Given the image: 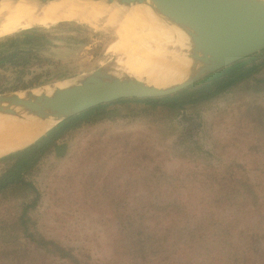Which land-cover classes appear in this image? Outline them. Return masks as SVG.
Listing matches in <instances>:
<instances>
[{"label":"rangeland","instance_id":"1","mask_svg":"<svg viewBox=\"0 0 264 264\" xmlns=\"http://www.w3.org/2000/svg\"><path fill=\"white\" fill-rule=\"evenodd\" d=\"M105 26L104 23L94 28L78 22H63L36 27L47 28V32L32 48L48 62H44L41 68H33V74L23 77V81L30 84L33 76L42 74L40 81L55 82L89 74L102 66L120 65L118 55L113 50L119 45L121 37L116 28ZM136 41L139 45L131 41L128 47L138 52V46L142 53L138 57H146L145 62L149 64L151 57L143 53L148 45L144 41ZM8 44L1 50H5ZM21 48L31 49L25 45ZM253 64L256 69L250 79L219 97L188 106L181 112L167 109L153 111L144 104L136 103L114 105L105 116L93 118L65 137L51 154L40 161L31 175H26L25 180L32 183L34 191L18 187L0 195L2 257L5 252L13 254L15 249L27 255L35 252L29 240L23 236V215L29 219L27 227L30 231L75 248L79 256L90 254L95 264H128L125 261L127 257H138L130 249L127 254L128 247L126 249L124 241L126 232H123L110 210L114 204L111 195L107 200L103 198L98 205L83 200L81 190L93 181L92 178L106 175L118 178L116 185L121 184L119 189H131L134 198L126 204L132 210H139V204L148 208V219L142 223L140 231L154 237L156 245L161 244L162 248L160 252H155V247H152L149 255H146L145 264H229V259L222 256L220 244L217 243L220 233L207 230L206 225L211 218L196 210L198 206L194 198L184 199L189 204L183 215L154 211L156 202L167 194L163 198L156 197L161 192L169 193V188L168 184H157L150 179L160 173L151 161L143 163L142 156L145 154L147 159L150 157L158 161L160 157L164 163L163 173L178 178L180 174L195 175L205 168H221L227 159L235 155L232 149L218 151L217 146L225 142L234 143L240 139L243 148L254 142H262L256 130L263 128L250 125L252 121L249 118L238 122L240 129L236 125L237 118L247 108L264 107V56L249 62V65ZM16 71L10 63L0 66V85L5 93L22 87L19 81L22 75ZM86 150L89 156L93 152L95 154L83 162L84 170L80 171ZM104 150L105 154L101 155ZM241 153L240 159L251 156L247 150ZM260 154L264 159V155ZM5 168L0 166V175ZM70 171L73 172L71 180L66 175ZM82 175L88 178L85 182L81 180ZM127 181H133L132 185L127 187ZM138 193H150L151 204L145 203L141 195L138 198ZM230 205L218 209V220L232 219ZM139 223L141 221L135 228ZM246 223V220L239 223L232 221V225H229L237 237L234 236L236 247L239 245V248H243L240 243L244 241L242 237L239 239L240 228L236 227ZM197 241H203L205 246L199 251H192L189 245ZM117 247L123 250L118 253ZM183 253L190 257L183 259ZM49 262L39 259V264Z\"/></svg>","mask_w":264,"mask_h":264},{"label":"trees","instance_id":"2","mask_svg":"<svg viewBox=\"0 0 264 264\" xmlns=\"http://www.w3.org/2000/svg\"><path fill=\"white\" fill-rule=\"evenodd\" d=\"M46 32L47 28H35L0 39V50L1 47L9 43L5 46V50L0 51V66L10 63L17 70L16 72L22 75L19 81L23 85L18 89H14L15 91L50 83V80L40 81L42 74L33 76L30 84L23 81V77L33 74V68H41L44 62H48L32 48L40 42V37L45 35ZM22 45L31 49H22ZM256 56L238 62L216 73L209 79L174 95L156 99L120 100L100 105L70 119L28 148L0 158V166L6 167L0 175V195L18 187L34 191L32 183L25 180L26 175H31L39 166L40 161L51 154L65 137L86 122H91L93 118L105 116L112 106L136 103L144 104L153 111L167 109L181 112L188 106L216 98L232 87L250 79L256 68L254 65H249V62L264 56V52ZM1 86L0 93H5ZM241 114L243 115L236 120L237 128H241L238 122L241 123L249 118L252 121L249 122L250 125L263 128V131L256 130L259 138H262V142H254L243 148L241 140L236 139L234 143L232 141L225 142L223 145L217 146L218 151L232 149L235 153L219 169L207 170L205 168L203 172H198L195 175L184 176L180 174L181 177L175 178L167 172L163 173L165 172L164 163L160 161V157L158 161L150 157L147 159L146 155L143 154L142 162L151 161L150 163L156 167L160 175L152 176L150 179H153L157 184H168L169 188L167 189L169 193L166 190L167 193L161 192L162 194L156 197L163 198L164 194H167L165 198L156 202L154 211L166 215L173 212L177 215H183L189 204L184 199L194 198V202L198 206L196 210L208 214L211 218L206 225L207 230L211 232L217 230L220 233L217 243L220 244L222 256L229 259V264H264V159L260 154L264 155V107L247 108ZM244 150L249 151L250 158H239ZM94 154L93 152L90 156ZM100 154H105V150ZM90 156L88 150H86L81 159L80 171L84 170L83 162H87ZM98 158L93 157V159ZM67 174L69 180H71L73 172L70 171ZM85 179L88 178L82 175L81 180L85 182ZM92 179L93 181H90L89 185L81 190L83 200L98 205L99 202H103V198L107 200L111 195L114 204L110 207V210L122 226L123 232H126L124 241L126 249L128 247L127 254L130 249L138 255V257L129 256L125 261L128 264H145L148 257L146 255H149L152 247H155V252H160L162 248L161 244L156 245L154 237L140 231V226L148 219V208L139 204V210H132L126 202L132 200L134 194L129 188L119 189L121 184L116 185L118 178H109L103 175ZM132 183L133 181H127L126 186H131ZM140 195L145 203L151 204L150 193L148 195L138 193V198H140ZM226 204H232L230 206L233 217L228 221H220L218 220V209ZM136 215L139 217H136ZM243 220L248 223L236 227L240 228L239 239L242 237V240H244L240 243V247L243 248H239V245L238 247L235 246L234 238L236 236L229 225H232V221L239 223ZM138 221H141V223H139L138 228H135ZM28 222L29 219L23 215L21 220V226L23 225L24 228L23 236L27 241L29 240L30 246L34 248L32 251L35 252L27 255L21 252L20 249H15L13 254L5 252L3 257L0 252V264H39L40 258L44 259L45 262L50 260L47 264H95L90 254L84 253L79 256L75 248L48 240L44 235L30 231L27 227ZM189 246L192 251H199L205 246V243L197 241ZM29 249L30 247L28 251ZM121 250H123L122 247H117L118 253ZM189 257L185 253L182 254L183 259Z\"/></svg>","mask_w":264,"mask_h":264},{"label":"water","instance_id":"3","mask_svg":"<svg viewBox=\"0 0 264 264\" xmlns=\"http://www.w3.org/2000/svg\"><path fill=\"white\" fill-rule=\"evenodd\" d=\"M3 1L6 0H0V3ZM105 1L127 8L145 6L177 25L187 36L189 49L185 56L193 64L192 72L180 83L151 84L149 79L160 77L156 74L132 77L125 66L110 64L83 76L0 94V119L15 122L31 117L53 123L31 145L70 119L95 107L120 100L171 96L264 51V0ZM176 50L171 49L172 52Z\"/></svg>","mask_w":264,"mask_h":264},{"label":"bare ground","instance_id":"4","mask_svg":"<svg viewBox=\"0 0 264 264\" xmlns=\"http://www.w3.org/2000/svg\"><path fill=\"white\" fill-rule=\"evenodd\" d=\"M63 22H78L94 28L105 23L107 28H116L121 38L113 51L129 76L142 78L156 74L160 78L149 79V83L166 85L183 82L192 72L193 64L185 56L189 49L185 32L148 7L127 8L105 0H6L0 3V38ZM135 40L148 45L143 53L151 57L149 64L145 62L146 57H138L142 54L138 46V52L128 47L131 41L137 43ZM171 49L177 50L172 52ZM131 53L136 54L130 57ZM35 119L26 117L15 122L0 119V157L31 145L53 124Z\"/></svg>","mask_w":264,"mask_h":264},{"label":"flooded vegetation","instance_id":"5","mask_svg":"<svg viewBox=\"0 0 264 264\" xmlns=\"http://www.w3.org/2000/svg\"><path fill=\"white\" fill-rule=\"evenodd\" d=\"M262 52H264V51H262ZM262 52H260V53H258V54H256V55H259V54H261ZM256 55H253V56H256ZM253 56H251V57H253ZM251 57H249V58H251ZM249 58H247V59H249ZM247 59H245V60H247ZM244 61V60H243ZM241 62V61H240ZM254 65V64H253ZM255 67H256V65H254ZM238 85H236V86H234V87H232L231 89H234V88H236ZM230 89V90H231ZM230 90H228L227 92H229ZM227 92H225V93H227ZM224 93V94H225ZM223 95V94H222ZM221 96V95H220ZM219 97V96H218Z\"/></svg>","mask_w":264,"mask_h":264}]
</instances>
